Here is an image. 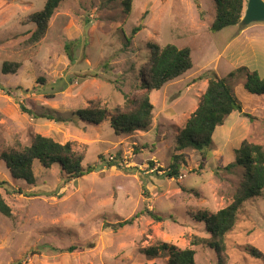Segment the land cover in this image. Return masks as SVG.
Wrapping results in <instances>:
<instances>
[{
    "label": "rangeland",
    "instance_id": "obj_1",
    "mask_svg": "<svg viewBox=\"0 0 264 264\" xmlns=\"http://www.w3.org/2000/svg\"><path fill=\"white\" fill-rule=\"evenodd\" d=\"M44 5L0 0V180L9 183L0 193L13 209L11 218L0 213V264H170L168 250L144 252L162 242L194 249V264H218L213 248L191 241L210 237L198 216L233 201L245 169L226 166L242 142L264 146V95L245 87L249 72L259 68L264 76V29L252 26L239 48L233 38L250 25L212 31L215 0H134L129 14L123 0H63L46 36L32 43L31 16ZM151 43L190 47L194 63L151 93L152 125L116 134L108 120L81 119L77 110L92 100L112 109L143 92ZM4 62L20 67L5 73ZM212 71L227 78L243 110L216 128L212 144L187 147L178 160L180 177H167L181 130L208 85L200 76ZM37 134L73 142L83 166L95 171L68 179L59 164L45 168L36 161L33 183L15 178L2 154L30 145ZM111 159L123 167L109 166ZM132 217V224L115 227ZM226 244L228 264H264V189L244 202Z\"/></svg>",
    "mask_w": 264,
    "mask_h": 264
},
{
    "label": "trees",
    "instance_id": "obj_2",
    "mask_svg": "<svg viewBox=\"0 0 264 264\" xmlns=\"http://www.w3.org/2000/svg\"><path fill=\"white\" fill-rule=\"evenodd\" d=\"M62 1L45 0L43 9L31 16L32 21L36 23L35 31L30 38L32 43H38L46 36L50 21ZM133 2L134 0H123L126 13L129 14L132 11ZM215 3L216 14L210 28L212 31H220L241 23L245 0H215ZM140 28V26L135 27L133 33L135 34ZM149 47L151 55L147 64L146 76L143 78V92L135 100L112 109L103 105L100 99L92 100L85 108L77 110V115L95 125L108 120L116 134L147 130L152 125L154 118L151 93L179 78L194 65L190 47L179 48L173 43H168L165 46L151 43ZM69 55L73 59L71 53ZM19 67V62L12 64L4 62L2 69L5 73L17 72ZM200 78H206L208 85L197 109L181 130L178 138V154L174 156V161L169 169L164 172L165 176L170 178L180 177L181 163L178 160L181 158L184 160L185 154L183 152L187 147L201 151L205 146L212 144L216 128L222 125L232 112L243 110V105L235 95L227 78L221 77L213 71L201 75ZM246 79L245 87L250 92L264 95V76H261L255 70L249 72ZM23 110L36 115L28 108L23 107ZM245 115L250 120L253 119L251 114L245 113ZM236 154V161L228 164L226 169L240 166L245 169V175L239 184L233 201L216 213L198 216L199 220L206 222L210 237L194 238L191 241L192 246L205 245L213 248L219 259L218 264L229 263L226 237L234 229L242 205L248 199L261 195L264 189V146L244 140L236 150ZM83 158L73 142L62 143L42 134L35 135L30 145L21 147V144H17L15 148L2 154V159L6 162L13 176L28 183L35 181L34 163L36 161L45 168H50L53 164H59L68 179H76L94 172L96 166H83ZM108 165L123 167V164L115 159L109 160ZM5 185L8 186L9 183L0 180V187ZM17 191L22 193L20 189ZM0 213L9 218L13 215L12 207L1 193ZM148 213L155 220H162V216L155 214L153 211L149 210ZM133 221L134 218L132 217L114 225L115 227H122L132 224ZM71 249L74 248L71 247ZM166 250L170 253V264H194L195 262L196 252L194 249H179L165 242L151 245L144 252L149 256H155ZM250 252L256 257H262V253L255 247H250Z\"/></svg>",
    "mask_w": 264,
    "mask_h": 264
},
{
    "label": "water",
    "instance_id": "obj_3",
    "mask_svg": "<svg viewBox=\"0 0 264 264\" xmlns=\"http://www.w3.org/2000/svg\"><path fill=\"white\" fill-rule=\"evenodd\" d=\"M255 22H264V0H248L241 19L244 25Z\"/></svg>",
    "mask_w": 264,
    "mask_h": 264
},
{
    "label": "crops",
    "instance_id": "obj_4",
    "mask_svg": "<svg viewBox=\"0 0 264 264\" xmlns=\"http://www.w3.org/2000/svg\"><path fill=\"white\" fill-rule=\"evenodd\" d=\"M254 25H258V26H256L258 28L255 27V30H252V31L258 32V29H261V28L264 29V22H255V23H252V24H250V26H246V27L241 28V30L238 31L237 34L235 35V37L233 38V41H235L237 43L238 40H241L240 42H242V41L245 42V40H248L247 35H248L249 32H251V27L254 26ZM254 34H257V33H254ZM255 38H262V36L257 35ZM240 42H238L237 47H239ZM255 52L257 54L256 58H259L257 49L255 50ZM257 67H259V66H257ZM257 70H260V69L257 68Z\"/></svg>",
    "mask_w": 264,
    "mask_h": 264
}]
</instances>
